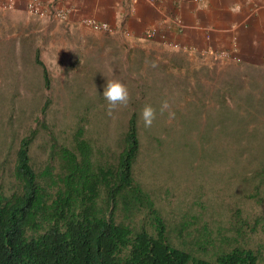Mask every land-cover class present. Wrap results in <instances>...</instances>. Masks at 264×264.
Masks as SVG:
<instances>
[{"label":"trees","instance_id":"obj_1","mask_svg":"<svg viewBox=\"0 0 264 264\" xmlns=\"http://www.w3.org/2000/svg\"><path fill=\"white\" fill-rule=\"evenodd\" d=\"M161 66L158 64L151 70V83L137 78V105L146 93L145 87L149 89L151 101L166 98L164 94L160 96L161 87L179 98L185 97L184 93L192 97L201 95L202 104L212 100L213 90L209 91L205 83L193 85L186 75L178 92L173 91L172 84L159 76ZM43 75L47 76L45 69ZM236 81L239 80L235 75L230 78V84L222 80L211 81L220 83L216 84L219 87L215 95V103L219 106L216 109L230 110L238 104L235 103L240 94L237 93L238 86L231 88ZM228 91L233 99L231 106L223 97ZM45 98L42 110L48 109L50 103V98ZM85 102L84 99L81 105ZM15 103H11L9 119L13 116ZM76 105L79 108L71 109L81 111L75 114L76 123L71 129L64 128L65 125L57 128L60 138L53 130L56 124L50 129L43 122L20 136L18 130L17 133L13 131V123L8 120L7 127L12 128L10 140L6 143V151L0 153L3 157L0 170V264L262 263L263 247L254 252L239 245L238 237L230 238L231 225H226L230 217L222 218V209L212 204L232 196L233 214L239 190L247 191L245 178H231L235 182L213 188L210 192L212 199L204 198L203 205L199 203L203 210H190V214L185 213L176 225L177 206L169 198L173 197L171 189L165 183L155 181L149 190V183L137 180L142 171L140 159L144 149L154 151L159 168L165 167V170L160 169L161 172L180 165L165 152L166 142L160 134L146 132L144 136L151 148L143 145L140 134L144 127L141 121L143 108L130 109L120 146L112 149L108 137L101 136L100 125H93L90 130L81 124L98 109ZM5 128L0 127V132L4 133ZM47 129L48 132L40 133ZM169 131L170 127L163 130L165 134ZM170 136L167 134L165 138L175 141ZM227 141L228 152L220 156L222 167L248 175L249 168L255 165L264 174V141L245 147L230 145L229 139ZM246 152V163L243 164L236 155ZM221 161L215 159L210 167L216 169ZM184 200H190V195L186 194ZM175 227L179 236L171 237ZM239 227L237 225L235 230L243 239L244 233Z\"/></svg>","mask_w":264,"mask_h":264},{"label":"rangeland","instance_id":"obj_2","mask_svg":"<svg viewBox=\"0 0 264 264\" xmlns=\"http://www.w3.org/2000/svg\"><path fill=\"white\" fill-rule=\"evenodd\" d=\"M3 37L5 36H0V127L6 128L4 133L0 132V153L8 148L6 143H9L12 128L15 133L18 130L20 136L27 133L30 128H35L37 124L43 122L50 129L51 125L56 124L53 130L57 135V128L62 125H65L64 128L66 129H71L72 125L76 123L74 120L75 114L81 112L80 110L71 111V109H76L78 106L76 104L81 105L84 99L86 102L81 106L98 109V111L89 114L90 119L81 122V124L85 125L86 128H90V130H92L93 125H100L101 136L108 137L107 142L111 144L112 149L120 146L126 116L132 111L130 109L137 106L144 108L145 105H151L154 109L158 107L156 109V119L153 121L152 126H144L140 129L143 145L148 144V140L144 136L146 132L151 135L153 132H155V135L160 134L166 142L165 152L170 156L172 155L180 165L161 172L160 169L165 170V167H162L161 163L159 168L154 151L144 149L140 159L142 171L137 180H145L149 183V186L155 181L158 184L165 183V186L171 189L170 194H173V197L169 198H172L171 200L177 206L174 223L177 225L185 213L190 214V210L198 212L203 210L200 208L199 203L203 205L204 198L210 197L212 199V193L210 192L213 191V188H221L223 185L235 182V178H238V180L245 178L248 182V192L239 190V200L233 214L232 210L235 205L232 203L234 202L232 196L218 204L213 202L212 204L214 207L222 209V218L226 220V217H230V221L226 224L231 225L230 238L238 237L239 245L254 252H258V248L263 247L261 253L264 254V174L255 165L249 168L248 175L240 174L234 168L222 167L224 164L220 157L228 152L227 139H229L230 145L238 144L243 147L251 144L254 146L258 141H264L263 91L257 89V91L251 93L238 94L235 101L238 104L234 109L227 110L216 109L215 95L219 89L216 84H220L219 82H216V84L210 82L207 85L208 90H213V92L210 97L212 100L207 101L206 104L201 103V95L192 97L190 94H185L187 97L184 99V96L179 98V95L174 93H164L167 99H159L158 102L151 101L149 89L145 87L146 93L144 92L145 95L141 98V103L137 105L135 100V79L137 75L135 76V70L123 69L124 63L122 61L102 60L97 55L88 57L89 62H79L76 68V63H74L71 67V69L75 68L73 73L70 77L65 76L62 79L64 83L62 85L54 76L50 77L51 74L53 75V64L48 69L50 73L48 72L47 76H44L43 70L34 63L33 56H30L29 53H17V50L20 51L19 47L16 48L17 38L9 43L2 41ZM20 48L22 49L23 46L21 45ZM152 51H157L159 54L158 49ZM113 57H115L114 54ZM65 65L70 66L69 63ZM120 68L125 72L118 78V81L126 85L130 99L126 106L117 105L115 109L109 112L108 102L102 94L106 83L115 81L114 77L116 75L115 73H109L107 69L118 71ZM175 68V66L171 67L169 65L167 69L169 78L164 77V81L168 84L171 83L172 90L178 92V86L184 80L182 76L186 73L180 76L181 71L179 68H176L177 70ZM174 77H177V79H172ZM189 81L194 84L191 77ZM48 85L50 86L48 87ZM249 89L251 90L252 86ZM46 95H51L53 100L49 103L48 109L42 110L41 103L45 100ZM56 98H59V100H55ZM165 100L168 101L170 108L161 113L160 107ZM12 102L16 103L13 107V116L9 119V114L12 112ZM169 111L175 113L174 118H169ZM8 120L13 123L12 128L7 127ZM18 124H20V127H17ZM165 127L171 128L167 134L172 135L175 142H170L169 138H165L167 135L163 132ZM48 130H43L40 133L48 132ZM58 138H60L59 135ZM150 146L151 143L147 145L148 148H151ZM246 155L247 152L241 153V156H236H238L239 161L245 164ZM215 159L221 161V163L217 165L216 169H212L210 166H212ZM2 160L3 157L0 155V170ZM231 178L234 179L231 180ZM164 179L166 182H164ZM149 190H152L151 186ZM186 194L190 195L188 201L184 200ZM207 210L211 212L209 208ZM237 225L244 233L243 239L238 230H235ZM178 232L175 227L172 230L171 237L179 236ZM260 261L261 264H264V257Z\"/></svg>","mask_w":264,"mask_h":264},{"label":"crops","instance_id":"obj_3","mask_svg":"<svg viewBox=\"0 0 264 264\" xmlns=\"http://www.w3.org/2000/svg\"><path fill=\"white\" fill-rule=\"evenodd\" d=\"M1 1V40L11 43L17 38V53H29L47 74L53 64L50 77L62 85L79 62L97 55L122 61L123 69L135 70L143 80L149 77L150 83L151 70L161 64V78L168 77L169 65L179 68L180 76L191 77L193 85L213 80L230 84L235 75L239 81L231 88L237 85V93L258 89L264 94V0H38L49 13L64 11V19L32 15L26 0ZM85 18L107 23L109 29L93 31L82 23ZM146 29L156 31L153 39L142 38ZM123 69L107 70L118 81ZM46 97L51 103V95ZM223 97L233 104L229 91ZM45 102L46 98L41 104Z\"/></svg>","mask_w":264,"mask_h":264},{"label":"clouds","instance_id":"obj_4","mask_svg":"<svg viewBox=\"0 0 264 264\" xmlns=\"http://www.w3.org/2000/svg\"><path fill=\"white\" fill-rule=\"evenodd\" d=\"M142 38H145V37H142ZM153 38H146V39L149 40V39H153ZM136 75H137V77L135 79V82L138 84L137 78H139L141 76V74H135V76ZM143 81L147 82V84H148L149 77H146ZM163 90L166 91L165 88L162 89V87H161L160 96H162L164 93H166ZM102 95L106 99V101L108 102L109 112H111L113 109H115L117 107V105L126 106L129 103V99H130L128 88L126 87V85H124L123 83H121L119 81H108L106 83V87L104 88ZM184 99H185V97H184ZM41 108H43V107H41ZM169 108H170V105H169L168 101L165 100L161 104L160 112L163 113L165 110H167ZM156 109H158V107ZM156 109H154L151 105H145L144 106L141 115H142V119H143L145 127H151L152 126L153 121L156 119ZM174 116H175V113L169 111V118L172 119V118H174ZM170 130H171V128H170ZM174 151H175V145H174Z\"/></svg>","mask_w":264,"mask_h":264},{"label":"built area","instance_id":"obj_5","mask_svg":"<svg viewBox=\"0 0 264 264\" xmlns=\"http://www.w3.org/2000/svg\"><path fill=\"white\" fill-rule=\"evenodd\" d=\"M0 2H2L0 0ZM5 4V3H4ZM26 10L28 13L32 14V15H38L41 17L47 16V15H51V17H57L59 19H64L65 16V12L64 11H53V12H48L46 9L39 7V3L38 0H26ZM7 6H10L7 5ZM2 7V4L0 3V8ZM82 23L88 27L89 29L93 30V31H106L109 29V25L107 23H100L94 19L91 18H85L83 19ZM155 33L156 31L154 29H146L144 31V36L145 38H153L155 37ZM262 65L264 66V53L262 56V60H261Z\"/></svg>","mask_w":264,"mask_h":264}]
</instances>
